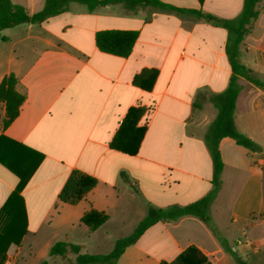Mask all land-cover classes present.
Here are the masks:
<instances>
[{
	"label": "crops",
	"instance_id": "0c3cea01",
	"mask_svg": "<svg viewBox=\"0 0 264 264\" xmlns=\"http://www.w3.org/2000/svg\"><path fill=\"white\" fill-rule=\"evenodd\" d=\"M11 1L29 14L45 5ZM160 1L174 8L130 11L113 3L90 10L72 2L42 23L2 30L0 83L13 74L25 99L8 126L0 102V207L21 182L16 173L27 178L20 192L26 233L10 245L4 264H18L25 249L30 256L43 250L51 264L76 258L51 257L58 241L80 245L81 253L108 254L150 207L186 206L213 190L206 133L218 109L209 97L228 88L233 70L230 33L207 16L237 19L245 0ZM258 8L240 52L262 86L238 76L235 123L262 151L229 137L220 141L224 168L210 218L227 248L206 222L188 215L149 227L118 264H160L191 245L212 264H237L230 251L247 264H264V0ZM107 30L138 32L127 57L98 48L96 35ZM145 69L158 70L150 91L134 84ZM132 107L144 110L139 125L147 128L134 156L110 147ZM74 170L95 177L97 185L77 204H64L58 195ZM91 209L109 216L93 231L81 222Z\"/></svg>",
	"mask_w": 264,
	"mask_h": 264
},
{
	"label": "trees",
	"instance_id": "16d2710c",
	"mask_svg": "<svg viewBox=\"0 0 264 264\" xmlns=\"http://www.w3.org/2000/svg\"><path fill=\"white\" fill-rule=\"evenodd\" d=\"M203 2L204 0H199ZM77 2L86 5L93 10L99 6H106L113 3H122L127 10L136 11L139 8L159 7L174 8L160 0H45L44 8L34 14H29L22 5L14 4L11 0H0V39L2 30L24 23H42L50 17L56 16L66 10L70 3ZM261 0H245L241 15L237 19L226 20L216 19L208 15L209 19L225 27L230 33L227 46V54L232 66L233 76L228 88L221 94L212 95L209 100L218 109L215 120L209 126L206 133V143L210 151L214 173L213 190L197 202L186 206H172L168 208L150 207L146 217L138 224L136 229L129 236L118 239L113 250L108 254H87L81 253L80 245L66 241L56 242L50 249L51 257H66L68 254H76L74 261L68 260L69 264H118L120 256L125 249L136 243L142 234L152 225L162 220L175 221L184 216H195L206 222L221 243L227 248L226 240L220 236L210 218V206L214 201L220 187L221 174L224 168L220 152V141L229 137L251 151H262V147L251 138L241 133L235 123L236 101L240 92L238 76H242L257 86L262 83L253 75L252 71L241 61L240 45L245 36L249 33L251 24L257 20L260 14L258 4ZM138 38L136 31L107 30L100 31L96 35V44L104 52L127 57L134 47ZM158 77V70L145 69L135 76L134 84L145 91H150ZM17 78L11 74L3 78L0 83V102L5 104L4 126H8L19 114L20 107L24 102V95L17 90ZM197 106V105H196ZM144 110L140 107H132L122 121L118 131L113 137L110 147L124 154L134 156L140 151L146 125H139ZM8 168L14 170L8 165ZM21 182L9 201L0 207V264H4L8 248L11 244H20L26 233V212L24 202L20 195L26 184V177L21 176ZM97 185V179L79 170H74L68 177L65 185L60 191L58 198L64 204L75 205ZM12 203V207L10 206ZM109 216L91 209L81 218V222L91 231L97 229L107 221ZM230 251V249H228ZM237 264H247L230 251ZM42 264H51L44 261ZM160 264H212L208 257L195 245L187 247L171 261H161Z\"/></svg>",
	"mask_w": 264,
	"mask_h": 264
},
{
	"label": "rangeland",
	"instance_id": "374dc122",
	"mask_svg": "<svg viewBox=\"0 0 264 264\" xmlns=\"http://www.w3.org/2000/svg\"><path fill=\"white\" fill-rule=\"evenodd\" d=\"M29 254L30 251L28 249H25V253L21 257L18 264H42L44 261L51 262L49 257L45 256L43 250L41 249H37L35 253H33L31 256ZM74 260L75 258L72 261ZM55 264H69V261L68 260L56 261Z\"/></svg>",
	"mask_w": 264,
	"mask_h": 264
},
{
	"label": "built area",
	"instance_id": "2783aa9c",
	"mask_svg": "<svg viewBox=\"0 0 264 264\" xmlns=\"http://www.w3.org/2000/svg\"><path fill=\"white\" fill-rule=\"evenodd\" d=\"M7 264H12V262L11 261H8Z\"/></svg>",
	"mask_w": 264,
	"mask_h": 264
}]
</instances>
